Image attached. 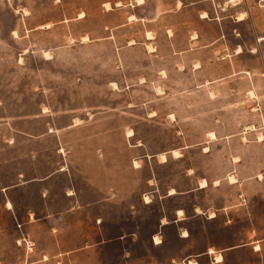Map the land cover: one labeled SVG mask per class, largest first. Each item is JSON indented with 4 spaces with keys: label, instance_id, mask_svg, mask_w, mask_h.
Listing matches in <instances>:
<instances>
[{
    "label": "rangeland",
    "instance_id": "obj_1",
    "mask_svg": "<svg viewBox=\"0 0 264 264\" xmlns=\"http://www.w3.org/2000/svg\"><path fill=\"white\" fill-rule=\"evenodd\" d=\"M103 1L0 0V264H264V0Z\"/></svg>",
    "mask_w": 264,
    "mask_h": 264
},
{
    "label": "crops",
    "instance_id": "obj_2",
    "mask_svg": "<svg viewBox=\"0 0 264 264\" xmlns=\"http://www.w3.org/2000/svg\"><path fill=\"white\" fill-rule=\"evenodd\" d=\"M236 1L237 0L235 1L228 0L229 10H232L233 8L239 6V3H237ZM233 2H235L234 5H233ZM199 3L200 1L199 2L197 1L192 4H199ZM102 5L108 7L109 9L108 12L114 11L113 7L118 5L117 10L125 12L127 21H130L133 19V21H146V22H153L156 19H158L162 11H166V10L173 11V9L179 10L182 8L185 9L187 7L184 0H104L102 2ZM244 20H245L244 18L240 19V21H244ZM7 204H10L11 205L10 209H12L13 203L11 201H8ZM58 220H59V217L57 215L55 216V219H54L55 225L53 226V230H56V229L61 230L63 228L62 227L63 223L58 222ZM188 238H190V236L187 230H184V235L182 237V240L185 241ZM157 245H160V244H157ZM256 251H257V247H256ZM210 252L213 253L212 250ZM217 257L218 258L220 257L222 260L220 261ZM217 257H216L217 263H222L224 261L222 254L218 255ZM191 263L196 264L195 262H190V264Z\"/></svg>",
    "mask_w": 264,
    "mask_h": 264
},
{
    "label": "bare ground",
    "instance_id": "obj_3",
    "mask_svg": "<svg viewBox=\"0 0 264 264\" xmlns=\"http://www.w3.org/2000/svg\"><path fill=\"white\" fill-rule=\"evenodd\" d=\"M85 41V40H84ZM47 56V55H46ZM131 133V132H130ZM133 135V134H132ZM175 155H177L178 157H180V154L178 153V152H175L174 153ZM161 157V156H160ZM162 159L163 160H165L166 159V157H165V155H162ZM166 162V161H165ZM138 166H140V165H138ZM137 167V166H136ZM205 186H207V183L206 182H202V187H205ZM175 192L173 191L171 194H174ZM8 207L9 208H11V205L10 204H8ZM164 224V223H163ZM155 242H156V244H161V239L159 238V237H155ZM260 250V248L259 247H257V251H259ZM218 258V257H217ZM220 261L222 260L220 257L218 258ZM217 261V260H216ZM191 264H194V263H191Z\"/></svg>",
    "mask_w": 264,
    "mask_h": 264
}]
</instances>
